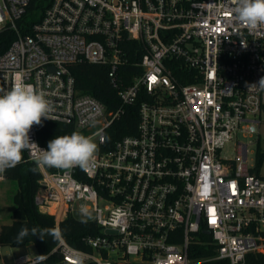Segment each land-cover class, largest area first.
I'll return each mask as SVG.
<instances>
[{"label":"built area","instance_id":"obj_1","mask_svg":"<svg viewBox=\"0 0 264 264\" xmlns=\"http://www.w3.org/2000/svg\"><path fill=\"white\" fill-rule=\"evenodd\" d=\"M0 0V90L21 80L46 93L52 119L92 135L95 167H37L39 214L93 221L86 249L61 235L43 258L10 264H247L264 255V177L249 163V147L264 126V29L249 33L232 0ZM105 66L119 106L79 93L71 68ZM127 82V84H126ZM138 106L136 133L108 145L106 130ZM0 174V180H3ZM87 211V215L82 213ZM200 234L207 236L201 240ZM192 245L210 248L191 259ZM1 248V246H0ZM0 264H5L0 255Z\"/></svg>","mask_w":264,"mask_h":264},{"label":"trees","instance_id":"obj_2","mask_svg":"<svg viewBox=\"0 0 264 264\" xmlns=\"http://www.w3.org/2000/svg\"><path fill=\"white\" fill-rule=\"evenodd\" d=\"M50 0H33L30 9L44 10ZM11 40L6 34H0V53L6 50ZM75 79V87L79 93L88 94L99 100L106 108V111L115 110L120 102L117 96V89L111 82L109 70L105 66L78 62L71 68ZM127 84V82H126ZM141 97L137 102L124 111L120 119L115 121L112 126L106 130L108 145L114 141L136 133L138 123V106ZM38 142L47 148L50 140L58 135H70L76 131L72 126L42 120L41 125H34ZM264 162V151L258 150L256 156V170ZM35 169V170H34ZM3 179L15 181L17 183L16 192L12 198L13 210L10 218L11 223L0 227V246L19 247L32 244L37 252V258L45 257L54 246L58 238L45 235L43 239L39 235H32L31 229L38 231L45 228H54V217L50 215L39 214L35 204V195L39 189L40 174L36 165L27 159L26 151L23 153V161L14 169H10L2 174ZM27 227L29 232L20 241L17 240V234L21 227ZM61 236L73 247L86 249L83 239L87 236L98 234L99 229L93 221L87 219H78L74 216H67L59 224ZM201 240H207L208 237L200 234ZM213 254L210 248L203 245H192L189 249L191 259L208 257ZM37 264H62L58 256H48ZM204 264H226L225 262L211 261ZM247 264H264V255H249Z\"/></svg>","mask_w":264,"mask_h":264},{"label":"clouds","instance_id":"obj_3","mask_svg":"<svg viewBox=\"0 0 264 264\" xmlns=\"http://www.w3.org/2000/svg\"><path fill=\"white\" fill-rule=\"evenodd\" d=\"M234 19L249 33L264 29V0H232ZM264 90V77L258 83L250 85ZM54 111L52 102L46 93L36 90L22 80L14 83L9 90H0V174L14 169L23 161V153L37 146L31 141L29 133L34 125H41L42 120L52 119ZM39 148V147H38ZM98 145L92 136L80 132L70 135H58L50 140L47 149L39 148L35 162L37 167L63 170L80 168L90 171L95 167V154ZM35 170V169H34ZM87 215L85 209L81 210ZM29 229L22 226L17 234L20 241ZM32 235H45L54 239L61 235L59 228L31 229ZM82 264V261L79 262Z\"/></svg>","mask_w":264,"mask_h":264},{"label":"rangeland","instance_id":"obj_4","mask_svg":"<svg viewBox=\"0 0 264 264\" xmlns=\"http://www.w3.org/2000/svg\"><path fill=\"white\" fill-rule=\"evenodd\" d=\"M264 99V95H263ZM264 102V100H263ZM262 122H264V110L260 116ZM100 126L91 125L88 129L80 131L81 134L90 136ZM94 139V138H93ZM95 141V139H94ZM258 150L264 151V126L260 129V140L254 145L249 147V163L256 165V156ZM255 173L264 177V162L255 170ZM17 183L10 180H0V227L11 223V212L13 210L12 198L16 192ZM0 255L5 264H10L12 260L21 255H29L32 258L37 257V252L32 244H27L19 247L1 246Z\"/></svg>","mask_w":264,"mask_h":264}]
</instances>
